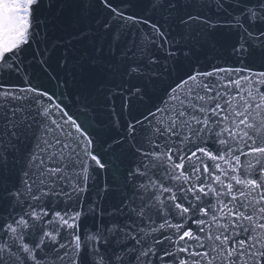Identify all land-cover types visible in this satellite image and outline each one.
Here are the masks:
<instances>
[{"label":"snow or ice","instance_id":"snow-or-ice-1","mask_svg":"<svg viewBox=\"0 0 264 264\" xmlns=\"http://www.w3.org/2000/svg\"><path fill=\"white\" fill-rule=\"evenodd\" d=\"M0 264H264V0H0Z\"/></svg>","mask_w":264,"mask_h":264}]
</instances>
